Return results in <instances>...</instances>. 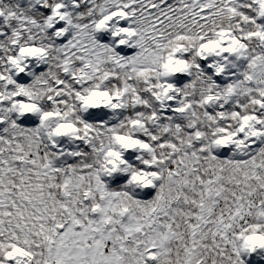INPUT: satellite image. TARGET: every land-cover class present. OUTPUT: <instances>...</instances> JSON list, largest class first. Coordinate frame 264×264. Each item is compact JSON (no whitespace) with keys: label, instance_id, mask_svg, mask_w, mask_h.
Returning <instances> with one entry per match:
<instances>
[{"label":"snow or ice","instance_id":"snow-or-ice-1","mask_svg":"<svg viewBox=\"0 0 264 264\" xmlns=\"http://www.w3.org/2000/svg\"><path fill=\"white\" fill-rule=\"evenodd\" d=\"M0 264H264V0H0Z\"/></svg>","mask_w":264,"mask_h":264}]
</instances>
